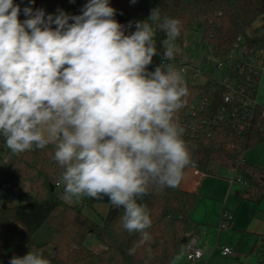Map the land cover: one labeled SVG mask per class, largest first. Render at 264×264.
<instances>
[{"label": "clouds", "instance_id": "9594fccd", "mask_svg": "<svg viewBox=\"0 0 264 264\" xmlns=\"http://www.w3.org/2000/svg\"><path fill=\"white\" fill-rule=\"evenodd\" d=\"M20 14L14 0H0V136L16 155L53 148L65 203L107 198L122 208V228L140 235L128 250L135 255L152 240L140 201L178 187L194 163L177 118L187 103L185 70L161 62L149 71L156 31L166 35L161 60H174L182 23L158 7L125 34L109 0H88L79 15L31 6L23 21ZM10 264L51 261L30 250Z\"/></svg>", "mask_w": 264, "mask_h": 264}, {"label": "trees", "instance_id": "16d2710c", "mask_svg": "<svg viewBox=\"0 0 264 264\" xmlns=\"http://www.w3.org/2000/svg\"><path fill=\"white\" fill-rule=\"evenodd\" d=\"M109 2L117 10L115 19L125 26V34L135 31V22L147 20L151 10L159 7L162 17L179 19L182 23L181 35L175 43H180L187 32L202 28L204 39L214 47L219 58L226 56L240 35L257 47H264V32L254 27L264 13V0ZM129 22H132L131 28L128 27ZM155 38L160 54L166 35L157 30ZM187 87V103L177 113V118L185 128L184 139L194 162L190 167L206 174H215V162L225 158L238 174L242 173L250 183H255L247 169L253 165L243 161L242 155L248 148L264 141V119H260L253 128L238 132L230 124L216 120L224 106L218 80L202 84L187 83ZM204 97L210 98L209 105L202 111L192 113L191 105L196 99ZM2 141L0 137V144ZM53 151L48 146L14 154L8 177L0 176V185L6 196L3 203L6 206L0 205V264H9L13 256H22L30 250L42 251L51 264L174 263L186 246L183 238L191 227L190 215L198 200L195 192L183 189L181 181L176 188H165L145 196L140 202L146 204L150 213L152 226L148 231L152 240L139 247L135 255H129L128 250L138 242L140 235L129 234L122 228V208L111 206L103 223H98L87 216L80 206L67 204L56 194L62 169L53 160ZM21 186H26L27 190L19 191ZM262 190L264 192V185ZM30 191L34 192L31 201L13 203L14 193L19 192L24 196ZM95 202L108 200L85 197L86 204ZM43 225H48L53 235L39 244L33 240V236ZM88 235L98 238L105 248L101 251L90 248L86 242ZM148 248H151L150 255ZM258 264H264V251H261Z\"/></svg>", "mask_w": 264, "mask_h": 264}, {"label": "crops", "instance_id": "0c3cea01", "mask_svg": "<svg viewBox=\"0 0 264 264\" xmlns=\"http://www.w3.org/2000/svg\"><path fill=\"white\" fill-rule=\"evenodd\" d=\"M258 98L264 106V71ZM242 158L253 165L247 169L255 183H250L242 173L238 174L234 167V175L222 179L219 173L206 174L193 167L185 171L182 188L198 196L187 236L196 237L197 246L204 255L198 261H190L182 251L173 264H258L261 251H264V207L261 205L264 200V141L245 150ZM235 177L243 178L246 184L233 181ZM224 211L233 214L228 228H221ZM49 230L53 235V230ZM41 241L36 240L44 243ZM226 246L231 247L234 254L224 255L222 249Z\"/></svg>", "mask_w": 264, "mask_h": 264}, {"label": "built area", "instance_id": "2783aa9c", "mask_svg": "<svg viewBox=\"0 0 264 264\" xmlns=\"http://www.w3.org/2000/svg\"><path fill=\"white\" fill-rule=\"evenodd\" d=\"M26 1L14 0V3L19 4L21 8L19 16L21 21L25 18L23 8ZM257 22L258 26L255 28L259 32H264V13ZM177 45L180 48L175 59L164 61L161 60L164 52L162 45L161 53L153 57L149 71H154L162 62L184 69L185 76L196 78L198 75L204 74V67H212L216 72H212L213 75H209L208 80L204 83L210 80H218L222 87V100L224 102L216 120L230 124L238 132H244L257 125L260 119H264V106L258 98L259 83L264 71V47H257L254 43L248 42L244 35H240L226 56L219 58L216 56L214 47L204 39L202 28L187 32L183 40L176 43ZM209 103V97L198 98L191 105L190 111L192 113L202 111ZM0 137L3 139L2 136ZM233 181L246 184L241 177H235ZM2 198L5 201L6 196L3 186L0 185V200ZM222 219L221 228H228L233 220V214L224 211ZM184 252L190 261H198L204 255L203 250L197 246L196 237L188 238ZM222 253L232 255L234 251L231 247L226 246L223 247Z\"/></svg>", "mask_w": 264, "mask_h": 264}, {"label": "rangeland", "instance_id": "374dc122", "mask_svg": "<svg viewBox=\"0 0 264 264\" xmlns=\"http://www.w3.org/2000/svg\"><path fill=\"white\" fill-rule=\"evenodd\" d=\"M88 2V0H35L34 4L29 3V0L26 1L24 7L31 6L34 9H44L46 14H57L58 9H62L65 13L69 15H79L81 14V9ZM25 17V16H24ZM26 18V17H25ZM24 18V19H25ZM258 26V22L255 23L254 27ZM199 36V34H196ZM178 49L180 46H176ZM215 69L212 67H204V74L198 75L196 78H190L185 76L186 83H204L208 80L209 75H213ZM14 154L6 147L5 141L3 140L2 146L0 147V169L2 178L8 177L9 167L12 161ZM226 161V162H225ZM225 158H220L215 162L214 171L219 173L221 178H231L234 175L233 165L229 163L230 161ZM241 174V173H239ZM211 176V175H210ZM26 186H21L18 188L19 191L24 189ZM63 186L60 181L56 186L55 192L60 197L63 194ZM34 198V192H28L26 195L21 196L19 192L14 193L13 203L18 204L21 202H28ZM4 203V199L0 200V205ZM72 205L80 206L83 212L95 220L98 223H103L104 218L107 216L111 204L109 202H95L92 205L85 203V197L80 200L78 203H73ZM264 207V200L261 204ZM48 225H43L33 236V240L40 242H46L52 236V231L49 230ZM86 242L88 246L96 251H101L105 248L104 243H102L98 238L88 235Z\"/></svg>", "mask_w": 264, "mask_h": 264}, {"label": "water", "instance_id": "95a60500", "mask_svg": "<svg viewBox=\"0 0 264 264\" xmlns=\"http://www.w3.org/2000/svg\"><path fill=\"white\" fill-rule=\"evenodd\" d=\"M3 206L5 207L6 204H3ZM187 241H188V236H185V237L183 238V243H187Z\"/></svg>", "mask_w": 264, "mask_h": 264}]
</instances>
